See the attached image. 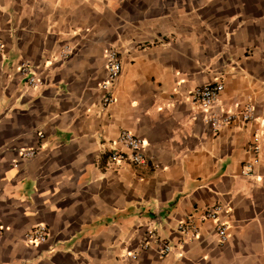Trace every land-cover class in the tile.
Instances as JSON below:
<instances>
[{"label":"crops","instance_id":"0c3cea01","mask_svg":"<svg viewBox=\"0 0 264 264\" xmlns=\"http://www.w3.org/2000/svg\"><path fill=\"white\" fill-rule=\"evenodd\" d=\"M0 39V264H264V0H0ZM215 82L210 111L191 105ZM212 113L236 119L215 129ZM122 131L146 165L109 167ZM211 205L225 243L213 221L178 231ZM38 224L47 242L25 244Z\"/></svg>","mask_w":264,"mask_h":264},{"label":"built area","instance_id":"2783aa9c","mask_svg":"<svg viewBox=\"0 0 264 264\" xmlns=\"http://www.w3.org/2000/svg\"><path fill=\"white\" fill-rule=\"evenodd\" d=\"M3 51V42L0 39V55ZM105 68L107 71V81L101 85V89L105 92L101 106L107 108L114 102V97L111 93V87L113 83L118 79L122 72V63L119 58V53L116 49H111L106 54ZM21 74L26 77V87L34 89L39 87L41 82L36 78V75L31 71L28 65L21 67ZM223 91V84L221 82H215L212 84H204L196 87L190 94L191 105L199 108L203 111H210L217 103L220 94ZM243 123H248L253 120V108L250 105L244 107L243 111L239 115ZM236 119V115L225 114L220 116L212 113L208 114L205 118L206 122L213 125L215 129L220 128L225 124H229ZM118 144L122 147V150H116L111 153L109 157V167L120 163H129L136 166L146 165L147 159L144 153V143L141 139L135 137L127 131H122L117 139ZM256 142V139H255ZM254 151L257 153L259 147L254 145ZM33 155L32 151H25L22 156L30 157ZM250 168L247 169V173ZM223 212V207L220 205H211L203 209L198 217L190 216L185 221L178 225V231L187 235L189 238L194 239L197 234V226L195 222L213 221L215 223V233L217 235L220 244H223L228 239V225L220 222L219 216ZM5 232L4 226L0 222V241L3 238ZM153 237L149 236V238ZM49 238V231L46 225L38 224L26 231L22 237V240L27 245H41L47 242ZM149 239H144L141 244L142 249H148ZM157 242V240H155ZM171 251L170 246L167 243H159L157 252L160 256H165Z\"/></svg>","mask_w":264,"mask_h":264}]
</instances>
